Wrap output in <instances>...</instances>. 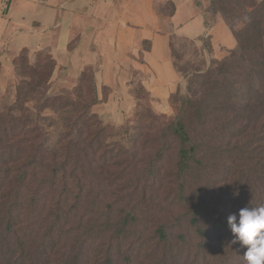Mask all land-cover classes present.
<instances>
[{"label":"trees","instance_id":"16d2710c","mask_svg":"<svg viewBox=\"0 0 264 264\" xmlns=\"http://www.w3.org/2000/svg\"><path fill=\"white\" fill-rule=\"evenodd\" d=\"M212 10L222 14L240 53L231 51L230 58L190 81L172 121L131 136V142L146 135L160 144L153 145L156 154L146 173L136 172V150L107 141L114 125L91 111L98 102L91 69L75 87L77 101L53 97L47 93L51 55L39 52L31 62L22 50L16 59L21 76L16 105L0 114V264H51L46 258L59 244L66 257L57 264H115L116 255L121 264H245L246 248L232 243L227 217L244 207L264 206V0H213ZM245 18V26L238 28ZM140 91L149 96L138 87L139 101ZM31 101L35 105L27 107ZM70 105L74 113L52 148L43 111ZM171 146L177 150L175 184L185 207L180 222L189 216L192 229L171 237L160 225L145 237L133 213L117 215L112 204L99 205L123 201L126 188L148 185V178L161 181L162 160ZM126 155L131 159L124 160ZM193 185L202 190L198 195ZM208 189L214 192L213 213L200 196L207 198ZM45 198L51 208L44 219L51 224L40 233L33 214ZM83 201L90 202L82 208L92 213L87 221L74 215ZM73 215L75 239L65 246L51 232L68 236L66 222ZM187 245L192 250L185 259Z\"/></svg>","mask_w":264,"mask_h":264},{"label":"crops","instance_id":"0c3cea01","mask_svg":"<svg viewBox=\"0 0 264 264\" xmlns=\"http://www.w3.org/2000/svg\"><path fill=\"white\" fill-rule=\"evenodd\" d=\"M212 1L0 0L2 75H14L22 50L31 62L45 51L54 61L52 93L76 96L82 74L91 69L98 96L91 111L105 123L122 126L134 116L138 87L152 109L168 113L173 96L186 90L174 63V36L192 41L208 60L239 50Z\"/></svg>","mask_w":264,"mask_h":264},{"label":"rangeland","instance_id":"374dc122","mask_svg":"<svg viewBox=\"0 0 264 264\" xmlns=\"http://www.w3.org/2000/svg\"><path fill=\"white\" fill-rule=\"evenodd\" d=\"M247 23V18H245L241 23L238 24V28H243ZM205 51L209 50L208 44L205 43ZM238 54L240 50L236 51ZM231 57V52L222 60ZM221 60L211 59L208 60L202 52H200L192 43V41L176 38L174 41V62L178 71L184 76L186 81V89L188 83H195L198 76L205 74L207 71L214 69ZM17 60L15 61L14 75H2L1 66H0V114L3 111H8L10 108H13L16 104V88L21 81V76L16 70ZM199 81V80H198ZM198 82L196 83V85ZM51 85L48 89V94L53 97H63L65 99H71L74 101L78 100L77 96H68L66 94H61L59 92L52 93L50 91ZM186 91L179 94L176 98H172V110L168 113H161L152 109L150 97L147 96L143 91L139 92L140 101L138 103L137 110L134 113V116L131 117L122 127L111 126L108 130L107 141L113 145L119 144L130 151L136 150L138 155V164L136 165L137 173H146L150 166V158H153L156 154V148L160 144L155 141L152 143L153 138L150 136L143 135L140 137L137 142L129 141L131 136L139 133H148L154 132L155 130L165 126L168 122L172 121L175 115L178 112V109L181 104V99L186 95ZM76 92V90H75ZM65 93V91H64ZM35 105L34 101H31L26 104L27 107H32ZM151 110V112H148ZM74 113V106L70 105L66 109L60 108H47L43 111V115L46 117V120L43 123V128L48 134L47 144L55 148L58 141L59 134L64 130V125L66 123V118ZM140 114L143 117H140ZM148 125L154 126V128L149 127ZM127 129V132L125 131ZM153 145H158L154 147ZM124 160L131 159L130 155L123 157ZM177 159V150L174 146H171L167 154H165L164 159L162 160V178L161 181H150L148 185L143 184L140 188H126V192L123 196V201L119 203H108L104 200L100 203V208L105 207L107 204H112L114 206V214L125 215L127 212L133 213L136 219L139 221V224L142 225V228L146 231V236L149 237L150 233H155L156 229L162 225L164 228L171 233V237L176 236L180 233H188L192 229V224L189 221V216L185 219V222H180V215L185 212V207L183 206L184 202L178 192V184H175L176 178V167L173 164L172 160ZM171 162L169 163V161ZM134 164V163H133ZM170 174V175H169ZM169 177L166 180V177ZM126 178V180H128ZM94 187V186H90ZM193 189H196L194 194L201 192L196 186H192ZM208 197L205 198L203 195L200 196L204 198L207 212L213 213V207L211 205L214 197V192L207 190ZM130 196L131 198H128ZM114 197L113 194H110V198ZM128 198V199H127ZM46 198L40 200L39 205L35 208V214H33V223L35 229L40 230V233L43 232L45 226L51 224V221L44 219V216L50 211L51 206L48 204ZM74 203L70 201L68 205ZM173 203L170 207V204ZM90 204L89 201H83L79 204L77 209H75L74 215L76 217L84 219L85 221L88 216H92V213H88L85 206ZM66 207V206H65ZM215 207V206H214ZM73 217L71 220L66 222L67 230L70 229L68 236H58L56 233L51 232L52 238H59L61 244L67 246L72 243L75 239L76 234V218ZM182 220V219H181ZM60 244L57 248H54V253H48V258L51 264H57L59 260H63L64 256L60 250ZM190 250H192V245H187L186 249L183 251V257L187 259L189 256ZM70 254V253H69ZM68 254V255H69ZM115 264H121V259L116 255ZM41 261V260H40ZM140 264V263H136Z\"/></svg>","mask_w":264,"mask_h":264},{"label":"clouds","instance_id":"9594fccd","mask_svg":"<svg viewBox=\"0 0 264 264\" xmlns=\"http://www.w3.org/2000/svg\"><path fill=\"white\" fill-rule=\"evenodd\" d=\"M234 239L246 248L245 264H264V206L244 207L227 217Z\"/></svg>","mask_w":264,"mask_h":264},{"label":"built area","instance_id":"2783aa9c","mask_svg":"<svg viewBox=\"0 0 264 264\" xmlns=\"http://www.w3.org/2000/svg\"><path fill=\"white\" fill-rule=\"evenodd\" d=\"M7 8H8V6H7V4H5L4 7H2V9H1L2 12H6Z\"/></svg>","mask_w":264,"mask_h":264}]
</instances>
